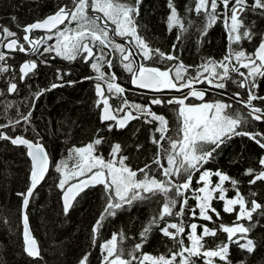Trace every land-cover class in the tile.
I'll return each mask as SVG.
<instances>
[{
	"label": "trees",
	"instance_id": "1",
	"mask_svg": "<svg viewBox=\"0 0 264 264\" xmlns=\"http://www.w3.org/2000/svg\"><path fill=\"white\" fill-rule=\"evenodd\" d=\"M124 2L134 4L136 0H124ZM172 3L185 25V30H180L177 26L171 29L168 27L169 0H141L138 5L139 13L134 16V19L137 33L152 49H160L163 53L172 54L178 58L177 60H144L137 50L136 43L129 42L131 38L116 36L112 32L115 25L109 24L108 28L114 43L121 44L126 49H128L127 46L120 41L131 44L142 64L161 70L173 68L171 75L174 77V66L182 63L187 66L185 78L190 79L201 71L202 64L208 60L221 61L228 53L229 41L224 25L227 17L218 0L217 12L220 13V17L211 27L207 28L206 32H202L207 18L203 12L197 15L194 11H190L194 8L196 0H172ZM251 4L252 0H248V5ZM65 5L71 7V0H0V28H8L16 33L14 37H6L3 33L5 40L15 38L25 46L27 51L31 50V46L23 40L24 27L53 15ZM231 7L230 3L229 8ZM89 14L102 16V14L92 12L91 9ZM228 15L230 16L231 13L229 12ZM240 19L243 20L245 28L250 29L253 36L250 41L242 39L239 47L243 48L247 54H251L264 39V9L255 11L246 9ZM66 25L73 29L77 27L76 22L69 24L66 21L61 29ZM244 30V28L240 29L241 32ZM47 35L49 34L35 33L32 38H46ZM55 43V37L52 40H46V43L38 45V52L31 53L37 63V68L24 81L19 76V67L28 60L26 54L21 51H18L17 55L6 54L3 46H0V52L5 54V60L0 61V69H8V71L0 70V125L3 126L0 127V133H6L9 137L21 135L34 142H39L51 158L50 172L34 192L28 208L31 228L40 246V257L34 259L25 252L21 216L22 197L17 195V193L28 190L32 165L24 148L15 147L10 140L0 139V262L5 260L8 264H80L82 257L89 254L87 264H101L104 254L101 246L111 239L113 233H123L124 239L118 240V249L124 250L125 258H128V251L134 249L137 243L142 245L139 250L135 251L137 257L145 254L153 257L162 255L170 257L179 246L161 233L160 228L164 227L166 222L183 223L185 233L179 238L184 239L185 245L190 243L187 239L190 234L188 227L190 224H198L197 235H199L202 225L211 229H219L220 225L231 226L237 222L250 227L251 230L247 234H238V237L245 235L253 240L255 250L249 253L241 248L239 245L246 241L243 239L239 241V244L230 243L229 264H264V207L252 214L251 221L247 219L236 221L238 207L232 213H227L223 211L224 201L214 199L212 207L219 212V218L214 213H209L213 219L206 221L199 217L197 203L193 199L196 193L192 189H199L203 186L202 183L197 182L201 173L205 170L212 173L219 171L238 181L235 186H232L230 182H225L226 198H235L239 194L244 197L249 208L253 200L264 206V181L257 180L256 183L251 184L249 181L253 176L246 174L248 169H253L254 173L264 170L260 165L261 158H264V149L247 136H233L213 153V158L203 164L200 171L195 172L192 177L191 189L185 193L188 205L184 207V216H165L163 220H158L157 224L152 226L146 240L142 238L141 233L160 213L166 199L161 195L149 196L148 199L134 201L131 205H124L116 210L114 216L104 219L103 226L95 239L92 232L93 225L101 216L106 202L103 187L88 190L76 201L71 212L65 213L62 191L58 186L62 173L57 172L56 168L63 162L67 164L71 172L72 166L76 164L73 149L82 148L97 138H102L103 142L95 145V154L103 156L106 162L112 159L111 149L118 143L121 151L117 161L120 157L126 156L124 163L133 171H137V179L144 175L138 170L145 168L146 165L150 167V175L157 179H163V177L160 175L159 167L153 163L157 148L150 150V145L156 146L152 143V137L159 138L160 136V133L155 131L157 124L145 123L146 118L140 117V123L145 127L143 130L141 128L143 135L140 131L131 133L132 125L122 131L116 127L110 130L106 126L110 124L103 123L101 120L102 104L97 106L98 98L92 89L94 83L100 82L96 79L99 73L91 67L94 61L85 64L79 55L75 60L69 61L56 56L55 52H44L45 47L55 45ZM232 47L236 48L237 45L233 44ZM110 58H112L113 67L109 69L104 65L101 71L115 73L116 81L128 90H132V73L127 72L120 63L119 53L110 52ZM132 66L135 71L134 62ZM217 70L221 71L219 68ZM240 71L247 72L244 68H240ZM58 73L63 75V80L57 78ZM231 75L236 81L243 79L235 72ZM85 77H92V79H85ZM68 81L74 83L69 84ZM10 82L19 84V89L17 88L18 90L13 95L5 97V93L8 95ZM257 82L259 87L255 89V93L258 96H264V78L258 77ZM53 83L62 86L51 88ZM195 86L207 89L205 102L224 101L232 105V108L228 109L229 112L246 114L247 109H244L239 101L247 98V89L238 87L233 81H228L225 89L213 88L206 82ZM104 87L106 89V85ZM43 89L50 90L36 99L34 94ZM165 92L164 95L158 97L164 100L180 97L187 93L188 89H184L183 92L166 89ZM237 92L240 93V97L234 98ZM127 96L132 104L149 105L150 100L156 95H138V93L131 92ZM110 100L113 106L120 103L115 97ZM187 102L198 105L203 101L190 98ZM253 104L264 108V101H253ZM151 107L169 119L167 135L177 139L180 118L175 109L178 106L151 105ZM28 113H31L29 119L24 120L23 117ZM241 128L248 132L264 133V122L251 121L246 126L241 125ZM18 129L22 132L15 133L14 131ZM164 143L167 145V140ZM161 161L167 166L163 153H161ZM217 179L215 175L211 176L213 185ZM71 181L75 182V180L69 182ZM172 195L173 193H169L170 197ZM183 198L176 197L178 202L173 212L179 211L181 208L179 200ZM193 208L196 209V216L190 212ZM170 231L173 230L170 229ZM226 240L227 234L218 230L215 237H205L203 243L205 249H208L215 248L217 244L222 241L226 242ZM204 259L202 256L192 257L195 264H204ZM214 260L215 264H225L218 258ZM132 264H138V261H133ZM177 264H179V257Z\"/></svg>",
	"mask_w": 264,
	"mask_h": 264
},
{
	"label": "snow or ice",
	"instance_id": "2",
	"mask_svg": "<svg viewBox=\"0 0 264 264\" xmlns=\"http://www.w3.org/2000/svg\"><path fill=\"white\" fill-rule=\"evenodd\" d=\"M140 2L141 0H136L134 4H128L124 0H71V7L67 5L60 7L53 15L46 17L42 21L27 25L23 29L25 32L23 40L31 46L33 53L39 51L38 45H42L46 43V40H52L55 37V45L45 47L44 52H55L56 56L69 61L75 60L78 55L82 56L85 62L94 61L91 67L99 73L96 79L106 84V89L101 83H96L95 85L96 94L99 98L97 106L103 105L101 109L102 121H115L114 125H109L110 130L112 127L124 128L129 121L139 119L140 116L150 117V119H145V123H157L155 131L159 132L160 136L159 138L152 137V143L157 146V154L153 159V163L159 167L160 175L163 179H157L155 176L150 175V167L148 165L138 170L144 175L142 178L137 179V171H133L124 163L127 159L126 156L120 157L117 161L121 151V146L118 143L113 145L111 149L110 155L112 159L106 162L103 156L95 154V145H100L103 142L102 138H97L82 148L73 149L76 164L71 172H69L67 164L63 162L56 168L57 172L62 173V179L58 186L63 193L62 199L65 213L71 208L72 202L84 188L96 185L103 186L106 202L101 216L93 225L94 239L102 228V222L106 217L114 216L116 210L121 209L124 205H131L134 201L148 199L149 196L161 195L166 199L162 204L160 213L150 221L141 233L143 239H147L152 226L157 224L158 220H163L165 216L183 217L184 207L188 205L185 193L191 189L194 172L200 171L203 164L213 158V153L233 136H247L255 141L260 148L264 149V133L248 132L241 128V125L246 126L251 121L264 122V108L253 104V101H264V96H258L255 93V89L259 87L257 78H264V39L261 40L255 52L251 54H247L243 48L239 47L242 39L250 41L253 36L250 29L245 28L244 22L240 17L246 9L249 11L264 9V0H252L250 6L248 5V0H234V2L233 0H219V4L223 6V13L227 17L224 20V25L229 41L228 53L221 61L208 60L202 64L200 66L201 71L190 79L185 78L187 66L182 63L174 66V77L171 75L173 68L161 70L160 68L144 64H140L134 72L132 65L135 54L112 40L108 28L109 24L115 25L112 32L116 36L121 38L129 37L131 38L130 43H136L137 50L144 60L155 59L159 61L166 59L172 61L178 59L172 54L161 52L160 49H152L137 33L134 16L139 13L138 5ZM230 3L232 4L231 8H229ZM169 8L168 27L171 29L173 26H177L180 30H185V25L180 19L172 0H169ZM217 8L218 0H196L194 8L190 9L197 15L203 12L207 18L206 25L201 30L202 32H206L207 28L211 27L220 17ZM90 9L92 12L102 14V16L90 15ZM229 12L231 13L230 16L228 15ZM65 21H68L69 24L76 22L77 27L73 29L66 25L65 28L61 29L59 26L64 24ZM241 28L245 30L241 32ZM34 30H42L50 34L46 38L33 39L31 34ZM0 32L4 33L6 37L16 36V33L8 28H0ZM233 44L237 45V47L233 48ZM3 46L10 51L27 52L25 46L20 44L17 39H12ZM94 48L96 49L95 52L93 51ZM106 49L109 51H105ZM110 52L119 53L120 63L127 72L132 73L131 83L135 87L156 93L166 89L176 90L177 92H183L184 89H188V92L180 97L168 100L154 96L150 100L149 105L130 103L124 95L126 89L115 82L117 79L115 73L101 71V67L104 65L109 69L113 67ZM4 60L5 54L0 52V61ZM36 68L37 63L35 61L23 63L19 69L22 74L21 79L34 72ZM218 68L221 71H218ZM240 68L246 69L247 72L240 71ZM0 70L8 71L7 68ZM232 72L237 73L243 79L236 81L231 75ZM57 78L63 80V75L58 73ZM85 79H92V77H85ZM228 81H233L238 87L247 89V98L239 101L243 108L247 109L246 114L242 115L235 111L229 112L228 109H231L232 105L224 101L203 102L198 105L187 102L190 98L204 101L207 89H197L196 84L206 82L213 88L225 89ZM67 83L71 84L74 82L68 81ZM59 86L62 85L53 83L51 88ZM16 89L17 84L10 82L9 92H15ZM49 90L43 89L34 95L38 98ZM106 92L108 95L105 94ZM113 97L120 101L116 106L109 102ZM239 97V92L234 94V98ZM150 105L178 106L175 109L180 118L177 139L167 135L168 120L163 115L152 112ZM133 111L139 112L140 116H134ZM121 113L123 115H120ZM30 115L31 113L25 115L23 117L24 120H28ZM0 127L3 126L0 125ZM237 129L241 130L238 131ZM0 139L10 140L13 145L24 146L32 162L29 188L26 192L17 193V195L22 197L21 216L25 250L28 255L38 257V246L30 234L27 208L33 191L44 180L48 172V154L39 142L29 141L22 136L9 137L0 133ZM165 140H167V145L164 143ZM161 153L164 155L167 166L161 161ZM260 165L264 169V158H261ZM246 174L253 176L249 181L251 184L256 183L257 180L264 181V170L254 173L253 169H248ZM212 175L218 178L214 185L211 181ZM81 177L84 178L80 179ZM70 180H75L76 182L69 183ZM226 181L230 182L232 186L238 183V181L219 171L212 173L205 170L201 173L197 182L202 183L203 186L199 189H192L193 192L197 193L193 199L198 201L199 217L206 221H212L213 216L209 213H214L219 218V212L212 207V201L217 199L224 201L223 211L227 213H232L236 210L235 206L239 205L236 221L241 219L251 221L252 214L264 206L253 200L249 208L244 197L239 194L235 198H226L227 189L224 188ZM169 193H173V195L170 197ZM216 193H219V195H216ZM176 197L184 198L179 200L181 205L179 211L173 212L178 202ZM190 212L193 216L197 214L195 208L190 209ZM188 227L190 228V234L187 236L190 242L188 245L184 244V239L179 238L185 233L183 223L166 222L165 226L160 228L164 236L169 237L179 246L175 252L171 253L170 257L163 255L153 257L147 254L137 257L135 251L142 247L140 243H137L134 249L128 251V258H125L124 250L118 249V240L122 241L124 239L123 233H113L111 239L105 241L101 246L104 253L101 264H132L133 261H138V264H177L178 257L179 264H195L192 257L198 256L205 258L204 264H215L214 258L229 264V244H239L241 239L246 240V243L239 245L241 248L246 249L249 253L255 250L253 240L248 239L245 235L239 236L236 240L233 239L237 233L247 234L251 230L250 227H246L243 224L234 222L231 226L220 225L219 229H211L206 225H202L200 226L202 230L199 235H197V224L193 223ZM170 229L173 231H170ZM218 230L227 234L226 242L222 241L215 248L205 249L204 238L215 237ZM88 255L85 254L82 257L80 264H87Z\"/></svg>",
	"mask_w": 264,
	"mask_h": 264
},
{
	"label": "water",
	"instance_id": "3",
	"mask_svg": "<svg viewBox=\"0 0 264 264\" xmlns=\"http://www.w3.org/2000/svg\"><path fill=\"white\" fill-rule=\"evenodd\" d=\"M44 20V19H43ZM42 21V20H41ZM65 23H66V21H65ZM65 23L64 24H62V25H60L59 27L60 28H62L64 25H65ZM35 33H42V34H50V33H47V32H45V31H42V30H34L33 31V33L31 34V35H33V34H35ZM3 34L2 33H0V43H1V41H2V39H3ZM8 42H10V41H8ZM7 42V43H8ZM6 43V44H7ZM123 43H125L127 46H128V48H129V50H131L135 55H134V61H135V63H136V69H135V71L138 69V67H139V65L141 64V60L139 59V57L137 56V54H136V51H135V49L133 48V46L131 45V44H129L128 42H125V41H123ZM5 44V45H6ZM5 50L8 52V53H12V52H15V51H10L9 49H7L6 47H5ZM93 51L95 52V50L93 49ZM86 55V54H85ZM89 61H91V60H89ZM88 61V62H89ZM85 62V61H84ZM85 63H87V62H85ZM134 71V72H135ZM32 73V72H31ZM31 73H29L28 74V76L31 74ZM21 76H22V74H21ZM28 76H26V77H24L22 80H25ZM131 80H132V78H131ZM132 84V83H131ZM96 85V84H95ZM103 86V85H102ZM132 87H133V89L135 90V91H138V92H145V93H149V94H155V95H159V94H163L164 92H165V90H163L162 92H160V93H156V92H153V91H150V90H147V89H140V88H137V87H135L133 84H132ZM14 92H9V94L10 95H12ZM106 94V93H105ZM95 95H96V97H98L97 96V94H96V88H95ZM110 102V104H111V101H109ZM103 108V107H102ZM134 116H137V115H135V114H133ZM101 120H102V111H101ZM138 119H133V120H131V121H129L128 123H127V125H126V127H124V128H119V127H117V129L118 130H126V129H128L132 124H134L136 121H137ZM102 122H105V123H111V122H113V121H102ZM4 135H7L6 133H4ZM8 136V135H7ZM17 137V136H16ZM25 138V137H24ZM27 139V138H26ZM29 140V139H28ZM29 141H32V140H29ZM33 142V141H32ZM42 145V144H41ZM15 147H23V148H25L24 146H22V145H14ZM43 146V145H42ZM44 147V146H43ZM26 149V148H25ZM45 149V148H44ZM26 151H27V149H26ZM45 151H46V153L48 154V152H47V150L45 149ZM28 156V155H27ZM28 158H29V160H30V162H31V159H30V157L28 156ZM48 159H49V168H48V172L46 173V175H45V178H44V180L43 181H41L40 182V184L37 186V188L45 181V179H46V176H47V174L49 173V170H50V166H51V159H50V157H49V155H48ZM31 165H32V162H31ZM100 186H102V185H96V186H94V187H86V188H84L83 189V191H81L77 196H76V198H75V200L72 202V206H73V204L75 203V201H76V199L81 195V194H83L84 192H86L87 190H89V189H93V188H97V187H100ZM36 188V189H37ZM36 189L33 191V194H34V192L36 191ZM33 196V195H32ZM63 197V196H62ZM31 199H32V197L30 198V200H29V205H30V202H31ZM62 202H63V199H62ZM29 205H28V208H29ZM72 206H71V208H72ZM28 208H27V212H28ZM70 208V209H71ZM69 209V210H70ZM68 210V211H69ZM67 211V212H68ZM28 215V214H27ZM28 223H29V229H30V234H31V236L35 239V241H36V244H37V246H38V249H39V256L38 257H33V258H35V259H37V258H39L40 257V247H39V244H38V241H37V239L35 238V236H34V234H33V231H32V228H31V225H30V220H29V217H28ZM22 225H23V223H22ZM24 230V229H23ZM238 234V233H237ZM237 236V235H236ZM236 236H234L233 237V239H235V237ZM24 238V237H23ZM24 245H25V240H24ZM26 251V250H25ZM27 253V252H26ZM28 255V254H27ZM30 256V255H29Z\"/></svg>",
	"mask_w": 264,
	"mask_h": 264
},
{
	"label": "rangeland",
	"instance_id": "4",
	"mask_svg": "<svg viewBox=\"0 0 264 264\" xmlns=\"http://www.w3.org/2000/svg\"><path fill=\"white\" fill-rule=\"evenodd\" d=\"M120 86H121V84H119ZM123 87V86H122ZM123 88H125V87H123ZM126 89V88H125ZM128 95V93L126 92L125 93V96H126V98L128 97L127 96ZM82 99H84V98H82ZM128 100V99H127ZM129 101V100H128ZM205 102V101H204ZM141 128L142 129H144L145 127H144V125H142L141 123H140V121H137V122H135V124H133L132 125V132L131 133H134V132H138V131H140L141 132V135H143L144 134V132L141 130ZM15 133H18V132H22L21 130H16V131H14ZM68 147V146H67ZM235 207H238V210H239V205H236ZM197 224V223H196ZM198 225V224H197ZM244 243H246V241L245 242H243L242 244H244ZM0 264H8L5 260H2L1 262H0Z\"/></svg>",
	"mask_w": 264,
	"mask_h": 264
},
{
	"label": "flooded vegetation",
	"instance_id": "5",
	"mask_svg": "<svg viewBox=\"0 0 264 264\" xmlns=\"http://www.w3.org/2000/svg\"><path fill=\"white\" fill-rule=\"evenodd\" d=\"M1 43H3V42H1ZM1 43H0V46H1ZM4 45H5V44H4ZM4 48H5V47H4ZM4 48H3V49H4ZM5 53H6V54H14V55H17V54H18V50L15 51V52H12V53H8V52L5 50ZM81 57H82V56H81ZM82 58H83V57H82ZM15 61H16V60H15ZM15 61H14V62H15ZM27 61H35V60H29V59H28ZM91 61H92V60H91ZM91 61H89V62H91ZM14 62H10V63L13 64ZM89 62L85 63V62H84V59H83V63L88 64ZM133 62H134V60H133ZM134 63H135V62H134ZM21 66H22V65L20 64V67H21ZM20 67H19V69H20ZM19 76H20V78H21V73H20V71H19ZM116 77H117V76H116ZM18 86H19V84H17V88H18ZM18 89H19V88H18ZM18 89H16V90H18ZM92 89L94 90V88H92ZM200 89H201V88H200ZM14 93H15V92H14ZM14 93H13V94H14ZM7 94H8V95H6V93H5L4 96H5V97H6V96H9V95H10V94H9V91H8ZM13 94H12V95H13ZM143 94H148V93H145V92L138 93V95H143ZM106 95H107V92H106ZM10 96H11V95H10ZM106 124L114 125L115 123L112 122V123H106ZM106 126H108V128H109V125H106Z\"/></svg>",
	"mask_w": 264,
	"mask_h": 264
},
{
	"label": "bare ground",
	"instance_id": "6",
	"mask_svg": "<svg viewBox=\"0 0 264 264\" xmlns=\"http://www.w3.org/2000/svg\"><path fill=\"white\" fill-rule=\"evenodd\" d=\"M122 86V85H121ZM21 148H23V147H21ZM25 149V148H24ZM26 150V149H25ZM71 210H72V208L68 211L69 213L71 212Z\"/></svg>",
	"mask_w": 264,
	"mask_h": 264
}]
</instances>
